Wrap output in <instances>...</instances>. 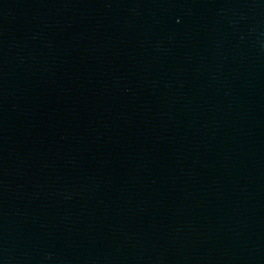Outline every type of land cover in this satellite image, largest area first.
<instances>
[{"label": "water", "instance_id": "water-1", "mask_svg": "<svg viewBox=\"0 0 264 264\" xmlns=\"http://www.w3.org/2000/svg\"><path fill=\"white\" fill-rule=\"evenodd\" d=\"M0 264H264V0H0Z\"/></svg>", "mask_w": 264, "mask_h": 264}]
</instances>
